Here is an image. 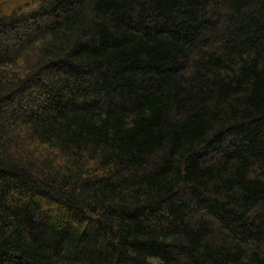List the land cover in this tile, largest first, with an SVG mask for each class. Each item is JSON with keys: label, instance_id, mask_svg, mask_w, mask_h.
Masks as SVG:
<instances>
[{"label": "trees", "instance_id": "trees-1", "mask_svg": "<svg viewBox=\"0 0 264 264\" xmlns=\"http://www.w3.org/2000/svg\"><path fill=\"white\" fill-rule=\"evenodd\" d=\"M0 264H264V0H0Z\"/></svg>", "mask_w": 264, "mask_h": 264}]
</instances>
